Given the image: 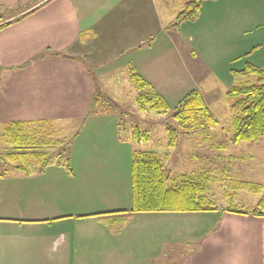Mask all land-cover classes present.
Here are the masks:
<instances>
[{"label":"crops","instance_id":"obj_1","mask_svg":"<svg viewBox=\"0 0 264 264\" xmlns=\"http://www.w3.org/2000/svg\"><path fill=\"white\" fill-rule=\"evenodd\" d=\"M140 2L0 0V22L25 13L0 28V134L8 121L47 122L52 132L58 119L80 126L69 155L41 170L0 171V264H162L163 257L169 264H264L263 215L217 206L131 210V160L140 140L120 137L114 114L89 113L95 86L83 58L100 24L116 11L134 13ZM140 21L117 30L121 52L135 53L130 69L167 100L196 88L209 107L205 93L225 95L246 62L264 64V48H255L264 42V0H205L193 21H159L161 38ZM184 142L216 157L223 155L215 148L233 146L202 136ZM149 218L155 230L144 252L140 226Z\"/></svg>","mask_w":264,"mask_h":264},{"label":"rangeland","instance_id":"obj_2","mask_svg":"<svg viewBox=\"0 0 264 264\" xmlns=\"http://www.w3.org/2000/svg\"><path fill=\"white\" fill-rule=\"evenodd\" d=\"M186 1L154 0L156 6L153 10L149 0H143V4L140 2L135 5L136 11L134 13L125 15V12H120L125 18H122L117 11L114 12L108 20L103 22L106 26H102L103 23L100 24L96 28L97 30L88 37V46L86 45L85 48L86 51L88 50V55L83 58V61L94 81V97L98 100L93 108L94 113L109 112L114 114L117 117L118 135L120 137H130L135 126L139 130L147 131L148 137L146 140L136 141L140 142L137 148L154 151L162 160L166 171L170 175L168 185H174L182 174L200 176L207 182L205 194L213 205L223 208L231 206V208L251 212L262 192H253L249 188L238 187L237 184L238 181H247L264 186V134L260 135L255 141H240L232 144V147L230 145L223 149L215 148L223 157H216L208 148L204 152L198 153L197 150H200L198 147L186 145L184 142L187 139L196 140L200 136L213 140H228V136L232 131L231 110L223 91L219 90L213 100L205 93L206 102L212 108L218 123L207 130L188 135L179 132L176 143L171 148L166 146L167 132L165 124H174L171 112L176 100L168 99L170 108L165 113H156L150 109L139 110L136 105L137 90L129 76L132 67L130 58L135 53L131 50L121 52L123 50L122 38L117 30H121L125 26L129 27L131 24H137L140 16V19H142L140 28L152 29L154 31L152 36L161 38V35H156L159 21L166 24L174 23L176 13L181 10ZM148 39H146V42H148ZM260 43L256 44L255 48H264V42ZM191 65H189L190 69L195 78L198 79V72ZM260 67L264 68V64ZM199 79H202V77L199 76ZM252 82H255L253 75H239L235 83ZM77 121L74 119H58L53 122L56 126L55 132H52L46 125L37 124L36 127L41 132L52 135L54 138L70 137L72 135L69 147L62 153V155H69L72 140L79 132L80 126H78L79 122ZM8 149L9 147L0 135V156H6ZM236 149H239L241 154L228 153ZM51 151L52 155L49 159L59 156L62 149L61 147H53ZM241 160L243 162H240ZM10 167H13V163L0 162V171ZM38 167H40L38 163H33L32 166L27 165V170L38 169ZM147 220H151V218L144 219V222ZM154 230V225L151 223L146 222V224L140 226V239L143 238L141 244L144 252H147L148 241L151 235L154 234ZM166 231L167 228L164 230V234H166ZM160 262L169 264L165 257L161 258ZM150 264H155V262L152 260Z\"/></svg>","mask_w":264,"mask_h":264},{"label":"trees","instance_id":"obj_3","mask_svg":"<svg viewBox=\"0 0 264 264\" xmlns=\"http://www.w3.org/2000/svg\"><path fill=\"white\" fill-rule=\"evenodd\" d=\"M205 0H187L181 10L176 13L174 24L178 26L184 21L196 19L200 6ZM37 0H33V3ZM27 13V12H26ZM25 13L5 22H0V28L21 19ZM1 21V18H0ZM64 56V52H54ZM39 53L36 56H40ZM237 73L244 76H254L255 82L232 84L225 92L231 110L232 131L228 136L231 144L240 141H253L264 134V68L245 63L244 68ZM130 79L137 90L135 98L139 110H153L165 113L169 108L168 100L147 82L138 72L130 70ZM92 96L89 113L94 112L96 100ZM174 124L166 123V146H174L178 133H195L207 130L218 123L213 111L206 105L200 91L196 88L187 91L175 104L171 112ZM47 122L8 121L2 124L1 137L9 147L7 160L14 168L27 171V165L32 166L30 159L36 160L39 170L44 167L52 155L51 148L61 147L62 153L69 147L70 137L54 138L43 133L37 124ZM33 126V127H32ZM77 133V132H76ZM76 135V134H75ZM132 137L146 140L147 131L139 130L137 126L132 131ZM169 173L162 160L154 151L139 149L132 153L131 160V210L132 211H197L216 208L205 194L207 182L202 177L182 174L174 185H168ZM238 187H246L253 192H262L251 213L264 216V186L259 183L238 181ZM232 212L248 213L231 207H225Z\"/></svg>","mask_w":264,"mask_h":264}]
</instances>
